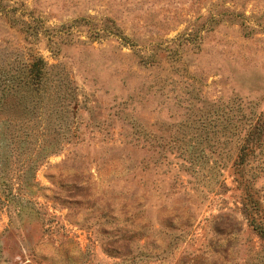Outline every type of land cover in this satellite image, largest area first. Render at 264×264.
<instances>
[{"label":"rangeland","instance_id":"374dc122","mask_svg":"<svg viewBox=\"0 0 264 264\" xmlns=\"http://www.w3.org/2000/svg\"><path fill=\"white\" fill-rule=\"evenodd\" d=\"M23 46L79 104L0 142V264H264V0H0ZM232 99L256 130L186 126Z\"/></svg>","mask_w":264,"mask_h":264},{"label":"trees","instance_id":"16d2710c","mask_svg":"<svg viewBox=\"0 0 264 264\" xmlns=\"http://www.w3.org/2000/svg\"><path fill=\"white\" fill-rule=\"evenodd\" d=\"M58 66V64H49L30 47L16 48L11 53L2 52L0 56V142L6 139L13 141L18 139L22 142L28 136L34 137L42 147H45L43 146L45 144L48 145L49 150L46 156L58 145L60 138L70 139L65 130L60 134L58 129H52L44 123L51 122L53 114L61 110V107L67 110L69 105L74 103L72 109L75 111L79 104L75 87L64 74L62 75V68ZM259 120V116L253 117L252 110H247L246 106L232 99L217 105L207 104L194 114V118L186 120V126L194 125L201 129L204 133L201 141L214 139L213 136H208V131L214 134L218 132L222 142L226 144L239 140L243 129L248 132L256 130L261 123ZM70 123H75L72 129L73 137L79 123ZM260 134L261 132L258 131L257 135ZM216 139L219 140V138ZM244 140L246 143L249 142L247 135ZM194 152L186 149L182 151L186 156L188 155L189 159L196 155ZM194 158L197 159L198 156ZM260 235L264 237L263 234Z\"/></svg>","mask_w":264,"mask_h":264}]
</instances>
